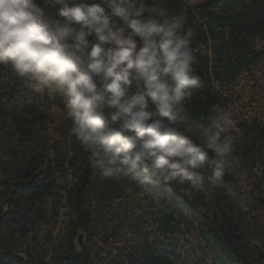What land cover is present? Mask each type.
Wrapping results in <instances>:
<instances>
[{
	"label": "trees",
	"instance_id": "16d2710c",
	"mask_svg": "<svg viewBox=\"0 0 264 264\" xmlns=\"http://www.w3.org/2000/svg\"><path fill=\"white\" fill-rule=\"evenodd\" d=\"M195 30L201 86L188 110L233 113L227 189L171 202L104 178L70 134L55 92L31 94L0 66V264H264V0H169ZM82 231L84 241L77 244Z\"/></svg>",
	"mask_w": 264,
	"mask_h": 264
},
{
	"label": "clouds",
	"instance_id": "9594fccd",
	"mask_svg": "<svg viewBox=\"0 0 264 264\" xmlns=\"http://www.w3.org/2000/svg\"><path fill=\"white\" fill-rule=\"evenodd\" d=\"M186 18L169 0H0V66L59 94L70 134L104 178L171 202L225 188L238 165L233 113L188 110L201 86Z\"/></svg>",
	"mask_w": 264,
	"mask_h": 264
},
{
	"label": "water",
	"instance_id": "95a60500",
	"mask_svg": "<svg viewBox=\"0 0 264 264\" xmlns=\"http://www.w3.org/2000/svg\"><path fill=\"white\" fill-rule=\"evenodd\" d=\"M84 235H83V232L82 231H80L79 233H78V235H77V244H78V246H82L83 245V237Z\"/></svg>",
	"mask_w": 264,
	"mask_h": 264
},
{
	"label": "rangeland",
	"instance_id": "374dc122",
	"mask_svg": "<svg viewBox=\"0 0 264 264\" xmlns=\"http://www.w3.org/2000/svg\"><path fill=\"white\" fill-rule=\"evenodd\" d=\"M205 0H190V4L191 5H196V4H200L202 2H204ZM83 241H84V236L82 237Z\"/></svg>",
	"mask_w": 264,
	"mask_h": 264
}]
</instances>
